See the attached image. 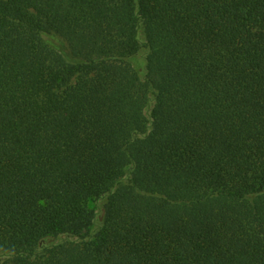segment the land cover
Returning <instances> with one entry per match:
<instances>
[{"label":"trees","instance_id":"16d2710c","mask_svg":"<svg viewBox=\"0 0 264 264\" xmlns=\"http://www.w3.org/2000/svg\"><path fill=\"white\" fill-rule=\"evenodd\" d=\"M0 264H264V0H0Z\"/></svg>","mask_w":264,"mask_h":264},{"label":"rangeland","instance_id":"374dc122","mask_svg":"<svg viewBox=\"0 0 264 264\" xmlns=\"http://www.w3.org/2000/svg\"><path fill=\"white\" fill-rule=\"evenodd\" d=\"M64 44L67 45V43L65 42ZM91 207H94L96 209V211L101 215L102 214V211H101V207L103 205V200H94L91 202ZM97 225V224H96Z\"/></svg>","mask_w":264,"mask_h":264}]
</instances>
